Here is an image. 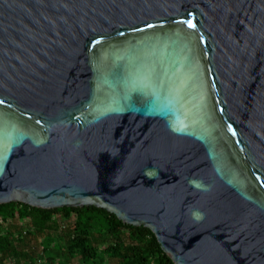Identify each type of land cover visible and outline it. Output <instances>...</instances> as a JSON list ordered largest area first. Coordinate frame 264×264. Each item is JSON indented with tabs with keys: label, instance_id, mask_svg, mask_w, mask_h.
Returning a JSON list of instances; mask_svg holds the SVG:
<instances>
[{
	"label": "water",
	"instance_id": "obj_1",
	"mask_svg": "<svg viewBox=\"0 0 264 264\" xmlns=\"http://www.w3.org/2000/svg\"><path fill=\"white\" fill-rule=\"evenodd\" d=\"M11 203L106 210L174 264H264V0H0Z\"/></svg>",
	"mask_w": 264,
	"mask_h": 264
},
{
	"label": "trees",
	"instance_id": "obj_2",
	"mask_svg": "<svg viewBox=\"0 0 264 264\" xmlns=\"http://www.w3.org/2000/svg\"><path fill=\"white\" fill-rule=\"evenodd\" d=\"M76 260L174 264L151 230L126 225L106 210L0 205V264H74Z\"/></svg>",
	"mask_w": 264,
	"mask_h": 264
},
{
	"label": "rangeland",
	"instance_id": "obj_3",
	"mask_svg": "<svg viewBox=\"0 0 264 264\" xmlns=\"http://www.w3.org/2000/svg\"><path fill=\"white\" fill-rule=\"evenodd\" d=\"M60 225V224H59ZM62 227V226H61ZM56 228H58V227H56ZM74 264H80L79 263V261L78 260H76L75 262H74Z\"/></svg>",
	"mask_w": 264,
	"mask_h": 264
},
{
	"label": "snow or ice",
	"instance_id": "obj_4",
	"mask_svg": "<svg viewBox=\"0 0 264 264\" xmlns=\"http://www.w3.org/2000/svg\"><path fill=\"white\" fill-rule=\"evenodd\" d=\"M190 27H192L193 25L189 24Z\"/></svg>",
	"mask_w": 264,
	"mask_h": 264
}]
</instances>
